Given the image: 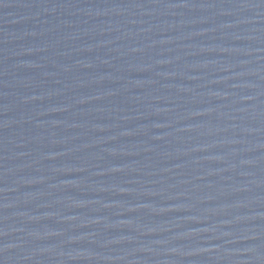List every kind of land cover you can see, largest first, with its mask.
Returning a JSON list of instances; mask_svg holds the SVG:
<instances>
[{
	"label": "water",
	"instance_id": "95a60500",
	"mask_svg": "<svg viewBox=\"0 0 264 264\" xmlns=\"http://www.w3.org/2000/svg\"><path fill=\"white\" fill-rule=\"evenodd\" d=\"M0 264H264V0H0Z\"/></svg>",
	"mask_w": 264,
	"mask_h": 264
}]
</instances>
